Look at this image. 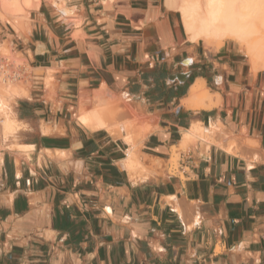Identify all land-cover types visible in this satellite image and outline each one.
Listing matches in <instances>:
<instances>
[{
    "label": "crops",
    "instance_id": "0c3cea01",
    "mask_svg": "<svg viewBox=\"0 0 264 264\" xmlns=\"http://www.w3.org/2000/svg\"><path fill=\"white\" fill-rule=\"evenodd\" d=\"M21 7L0 4L32 77L3 91L0 264H264V69L167 0Z\"/></svg>",
    "mask_w": 264,
    "mask_h": 264
},
{
    "label": "bare ground",
    "instance_id": "6f19581e",
    "mask_svg": "<svg viewBox=\"0 0 264 264\" xmlns=\"http://www.w3.org/2000/svg\"><path fill=\"white\" fill-rule=\"evenodd\" d=\"M167 4L181 12L189 39L217 45L234 40L245 48L254 71L264 69V0H167ZM5 84L0 82V110L5 107L3 91L10 90L8 85L19 93L14 81ZM204 84L192 88L191 100L202 106L214 104Z\"/></svg>",
    "mask_w": 264,
    "mask_h": 264
},
{
    "label": "rangeland",
    "instance_id": "374dc122",
    "mask_svg": "<svg viewBox=\"0 0 264 264\" xmlns=\"http://www.w3.org/2000/svg\"><path fill=\"white\" fill-rule=\"evenodd\" d=\"M21 2L25 3V0H0V4L3 6V8L5 10L11 11V12L21 11L22 10ZM234 44H235L236 48L240 49L245 54V48L244 47H242L236 41L234 42ZM0 53L10 56L13 60H15L18 63L19 62L22 63V59H21L20 55L15 53V49H14V47L12 46V44H11V42L9 40H7L3 45L0 46ZM244 56L247 59V61H249L251 63V61L246 56V54ZM0 82H2L4 84L7 83V82H4L3 80H0ZM9 82L10 81H8V83ZM14 83H16V85L20 86L23 90L27 89V87H29V85H30V82H28L26 84L23 81H14Z\"/></svg>",
    "mask_w": 264,
    "mask_h": 264
},
{
    "label": "built area",
    "instance_id": "2783aa9c",
    "mask_svg": "<svg viewBox=\"0 0 264 264\" xmlns=\"http://www.w3.org/2000/svg\"><path fill=\"white\" fill-rule=\"evenodd\" d=\"M32 77L25 65L13 60L10 56L0 53V80L8 81H31Z\"/></svg>",
    "mask_w": 264,
    "mask_h": 264
}]
</instances>
